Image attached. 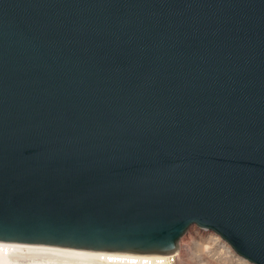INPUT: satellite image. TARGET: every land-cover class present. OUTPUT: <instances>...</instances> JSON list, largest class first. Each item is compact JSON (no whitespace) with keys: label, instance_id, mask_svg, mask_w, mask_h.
<instances>
[{"label":"water","instance_id":"water-1","mask_svg":"<svg viewBox=\"0 0 264 264\" xmlns=\"http://www.w3.org/2000/svg\"><path fill=\"white\" fill-rule=\"evenodd\" d=\"M191 227L264 264V0H0V242Z\"/></svg>","mask_w":264,"mask_h":264},{"label":"bare ground","instance_id":"bare-ground-1","mask_svg":"<svg viewBox=\"0 0 264 264\" xmlns=\"http://www.w3.org/2000/svg\"><path fill=\"white\" fill-rule=\"evenodd\" d=\"M0 264H139L141 258L160 255H130L95 252L39 244L0 242ZM137 261H135L137 258ZM134 258V259H133ZM154 264V263H150Z\"/></svg>","mask_w":264,"mask_h":264},{"label":"built area","instance_id":"built-area-1","mask_svg":"<svg viewBox=\"0 0 264 264\" xmlns=\"http://www.w3.org/2000/svg\"><path fill=\"white\" fill-rule=\"evenodd\" d=\"M134 259V258H133ZM139 259V257L135 258ZM135 262H133L134 264ZM249 264L212 232L188 228L178 239L174 252L155 258H141L139 264Z\"/></svg>","mask_w":264,"mask_h":264},{"label":"snow or ice","instance_id":"snow-or-ice-1","mask_svg":"<svg viewBox=\"0 0 264 264\" xmlns=\"http://www.w3.org/2000/svg\"><path fill=\"white\" fill-rule=\"evenodd\" d=\"M0 251H3L6 254L8 249L7 248H0Z\"/></svg>","mask_w":264,"mask_h":264},{"label":"rangeland","instance_id":"rangeland-1","mask_svg":"<svg viewBox=\"0 0 264 264\" xmlns=\"http://www.w3.org/2000/svg\"><path fill=\"white\" fill-rule=\"evenodd\" d=\"M205 264H208V263H205Z\"/></svg>","mask_w":264,"mask_h":264}]
</instances>
